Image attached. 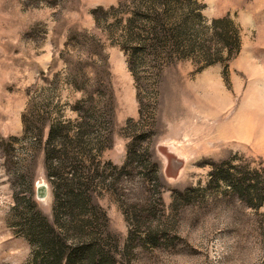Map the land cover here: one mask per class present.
Returning <instances> with one entry per match:
<instances>
[{"label":"rangeland","instance_id":"obj_1","mask_svg":"<svg viewBox=\"0 0 264 264\" xmlns=\"http://www.w3.org/2000/svg\"><path fill=\"white\" fill-rule=\"evenodd\" d=\"M118 1L0 0V264L31 263L22 206L29 198L52 221L48 127L70 121L72 138L81 120L82 159L61 169L92 179L73 210L96 206L103 264H264V204L209 182L224 161L264 176V0H194L202 23H184L185 44L206 39L218 60H142L134 73L91 14ZM213 20L234 35L231 50L215 43ZM21 117L39 137L23 134Z\"/></svg>","mask_w":264,"mask_h":264},{"label":"trees","instance_id":"obj_2","mask_svg":"<svg viewBox=\"0 0 264 264\" xmlns=\"http://www.w3.org/2000/svg\"><path fill=\"white\" fill-rule=\"evenodd\" d=\"M47 1L53 3L56 0ZM198 9L194 0H119L107 9L95 8L91 14L98 27L103 21V29L106 28L109 35L115 37V42L126 55L129 68L134 73L138 62L142 60L170 63L173 59L193 57L204 59L205 65L218 60L213 58L217 47L208 45L206 39L185 44L187 33L183 29L184 23L191 21L188 31H193L196 25L202 23ZM217 21L213 20L210 26L212 38H217L215 43L221 44L219 48L227 46L231 50L234 35L228 30L217 29ZM84 36V33L73 32L69 40H83ZM98 61H102L101 57ZM71 80L75 87H81L74 76ZM21 118L23 134L39 137L42 127L28 124L24 117ZM72 125L70 121L50 124L44 143L45 165L53 196L52 221L37 210L31 199H26L22 206L23 224L20 229L36 247L30 264H103V260L109 258L108 255L103 256L100 245L94 244L93 237L103 230V220L96 206L92 205V210H86L89 213H82L86 216L73 210L76 197L79 196L81 200L89 197L90 175L85 176L73 166L66 172L61 169L65 162L72 165L74 160H78V155L81 158L84 153L76 142L87 135V129L84 122L79 121L71 138L69 130ZM97 148L100 149V146ZM209 175L210 184H223L232 195L241 197L252 207L258 208L264 204V176L260 177L256 170L236 168L224 161L215 165ZM84 204L81 209H86ZM18 208L16 204L13 210ZM84 235L89 236L87 241L68 243L69 239L81 240Z\"/></svg>","mask_w":264,"mask_h":264},{"label":"water","instance_id":"obj_3","mask_svg":"<svg viewBox=\"0 0 264 264\" xmlns=\"http://www.w3.org/2000/svg\"><path fill=\"white\" fill-rule=\"evenodd\" d=\"M48 194L47 185L44 183L36 185V198L38 200L44 199Z\"/></svg>","mask_w":264,"mask_h":264}]
</instances>
